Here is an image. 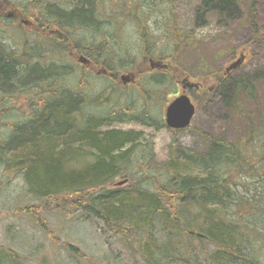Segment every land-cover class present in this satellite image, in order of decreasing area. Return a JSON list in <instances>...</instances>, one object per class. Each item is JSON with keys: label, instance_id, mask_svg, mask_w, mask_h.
I'll return each mask as SVG.
<instances>
[{"label": "trees", "instance_id": "obj_1", "mask_svg": "<svg viewBox=\"0 0 264 264\" xmlns=\"http://www.w3.org/2000/svg\"><path fill=\"white\" fill-rule=\"evenodd\" d=\"M161 6L157 0V8ZM108 8L100 0H27L23 11L26 18H35V29L15 27L0 16V169L10 180H22L37 200L13 215L29 218L57 249L85 262L93 259L62 243L46 213L80 214L102 224L135 264H264V108L259 101L264 70L257 81L245 74L232 80L226 71L205 66L204 78L214 87L231 80L223 94L226 119L244 128L242 136L230 141L198 132L204 141L200 152L173 146L171 157L157 162L152 148L139 143V134L116 125L142 122L160 128L162 123L148 110H137L131 95L104 102L102 95L85 89L89 78L103 85L110 80L117 91L125 86L122 75L113 70L110 76L99 75L96 65L91 72L69 62L77 60V52H86L111 70L105 48L122 28L114 7L106 19ZM256 8L257 0H200L193 29H182L169 15L158 33L142 28V10H135L146 46L143 58L126 67L138 81L144 103L143 94L149 93L143 81H154L157 94L166 84L177 83V72H155L151 59L174 63L184 73L179 75L190 76L181 62L196 48L197 30L211 20L222 27L240 19V27L251 25ZM263 31L256 29L257 34ZM152 42L162 44L157 53ZM66 75L83 78L77 87H65L61 80ZM205 88L200 94H210L212 87ZM22 97L25 104H13ZM247 101L256 110L247 111ZM119 180L127 183L118 186ZM0 264L27 262L0 248Z\"/></svg>", "mask_w": 264, "mask_h": 264}, {"label": "rangeland", "instance_id": "obj_2", "mask_svg": "<svg viewBox=\"0 0 264 264\" xmlns=\"http://www.w3.org/2000/svg\"><path fill=\"white\" fill-rule=\"evenodd\" d=\"M11 1L22 10L26 7L27 0ZM105 1L107 5L100 0V6L109 7L104 12L106 19L108 20V15L112 14L111 10L114 7V12L117 13L114 19L120 21L119 26L122 28L116 37L117 39L110 40L105 48V50L108 49L106 52L108 68L111 67V70L109 68L110 73L107 74L109 76L112 75V70L122 76H129L132 70L126 65L136 63L143 58V47L146 46L142 42L144 31L138 27L137 21L133 17L135 10L138 8L142 10L139 15L143 18L142 28H148L150 33L154 31L158 33L161 23L169 15L174 16L182 29H193L195 9L200 5V0H160V2L162 1L160 8H157V0ZM151 1L153 2L151 3ZM29 19L33 21L35 26V18L29 17ZM240 20L233 22L228 27L219 26L216 21L211 20L205 28L197 30V46L194 51H191L192 54L181 62L188 68L190 76L179 75L184 73L181 70H176L174 63H163L157 57L153 58L154 63L156 62L158 65L157 68H154L155 72L166 70L171 73L175 71V76L176 72L178 76L177 83L172 81L171 85L166 84L158 94L154 92L155 88L152 86L154 81L151 83L148 80L143 81L141 86H144L149 93L143 94L147 103H144L145 100L141 99L140 93L137 91L139 85L136 79L125 84L121 79L120 83L125 86L116 91L113 90V83L110 80L108 81L110 84L103 85L100 81L93 83L89 78H86L84 79L85 89H88V92L96 97L102 95L101 101L104 102L111 101L117 95L123 98L126 96L129 98L131 95L130 99L135 100L134 106L137 110H148L153 120L162 123L160 128H156L154 125L148 126L142 122L116 125L119 130L139 134V143L152 148L157 162L168 160L171 157V150L174 149H172L173 146L179 148L180 151L200 152L204 147V141L198 136V132L216 138H226L230 141L237 140L241 138L244 128L239 123H231L226 119L228 111L223 99V94L231 85V80H226L222 86L214 87L215 84L204 78L203 68L211 66L213 72L220 71L222 73L244 55L245 59L242 66L230 74L232 80L241 74L256 80L257 75L264 70V31L263 34L256 32V29H264V0H257L256 19L251 25L240 27ZM110 21L113 22L112 16L109 18ZM25 28L27 27L25 26ZM9 35L11 40L15 42L14 34ZM83 41L88 42L86 39ZM152 43H154L152 49L157 53V48L162 44ZM99 45H104L103 41ZM71 61H69L71 64L74 63L79 68L87 67L78 58L76 61L71 58ZM67 66L69 67V65ZM106 67L103 64L99 66L96 64L94 70L98 72ZM79 78L82 79L83 76ZM79 78L76 75H66V78L61 81L65 87H77L80 82ZM203 79L207 82L204 83ZM185 80H189L198 86V88L194 87L187 90V94L196 106V114L188 130L175 132L166 125V111L168 106L182 94L183 85L181 84ZM155 81L157 86V80ZM204 86L205 89L212 87L209 90L210 94H200ZM262 94L259 101L264 108V93ZM23 98L14 100L13 104H25L27 99L23 100ZM125 101L123 100V103ZM118 104L122 103L119 102ZM246 107L247 111L256 110V105L251 101L246 102ZM96 108L98 107L95 106V112ZM24 110L25 108H23ZM262 203L264 204V201ZM32 204H37V200L29 195L27 185L22 180H10L0 169V248L11 249L19 253L27 264H135L136 259L125 245L109 234L102 224L81 217L80 214L65 216L62 213H46L44 217L62 243L79 248L93 260L89 262L80 261L71 257L66 251L57 249L32 220L13 215L16 210Z\"/></svg>", "mask_w": 264, "mask_h": 264}, {"label": "water", "instance_id": "obj_3", "mask_svg": "<svg viewBox=\"0 0 264 264\" xmlns=\"http://www.w3.org/2000/svg\"><path fill=\"white\" fill-rule=\"evenodd\" d=\"M244 59L245 56L242 55L237 62L227 68V73L230 74L239 69L243 64ZM151 64L154 66L155 63L152 61ZM122 80L125 84L133 80V77L123 76ZM182 85L184 90L183 94L170 104L166 113V123L168 127L173 130H185L190 127L196 114V106L187 94V89H193L194 87L198 88V86L190 83L189 80L183 81ZM126 183L127 181L120 182L118 186H124Z\"/></svg>", "mask_w": 264, "mask_h": 264}, {"label": "flooded vegetation", "instance_id": "obj_4", "mask_svg": "<svg viewBox=\"0 0 264 264\" xmlns=\"http://www.w3.org/2000/svg\"><path fill=\"white\" fill-rule=\"evenodd\" d=\"M0 16L5 18V20L12 21L15 27L25 28L28 29H35L33 21L25 17L24 11L18 7L15 3L11 0H0ZM1 28L4 27V23H1ZM53 32V31H52ZM50 32V33H52ZM53 34V33H52ZM77 58L82 62L84 65L86 64L87 67L84 69L93 70L95 62L90 58L86 52H77ZM71 55V54H70ZM72 56V55H71ZM83 68V67H82ZM92 72V71H91ZM109 73L108 69L106 70L103 68L101 71H98L97 74H104L107 75Z\"/></svg>", "mask_w": 264, "mask_h": 264}]
</instances>
